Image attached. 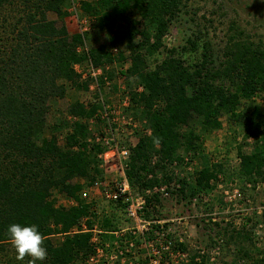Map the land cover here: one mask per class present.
I'll use <instances>...</instances> for the list:
<instances>
[{
	"label": "trees",
	"instance_id": "16d2710c",
	"mask_svg": "<svg viewBox=\"0 0 264 264\" xmlns=\"http://www.w3.org/2000/svg\"><path fill=\"white\" fill-rule=\"evenodd\" d=\"M188 0H95L82 1L80 11L89 30L107 36V46L86 51L87 32L70 35L65 25L71 0H0V14L21 6L7 31L0 38V264H30V257L16 259L7 236L13 223L36 225L44 236L47 258L36 264H80L94 253L93 231L102 242L139 241L120 219L123 207L100 218L98 210L80 199L82 185L102 178L98 156L104 148L87 142L86 122L99 113V104H70V123L60 121L53 130L65 129L64 145L56 136H45V116L50 101L63 98L66 84L88 90L90 81L80 82L75 64L89 61L94 68L122 63L132 119L143 121L142 132L135 131L137 142L129 148L125 175L136 192L169 181L163 165L181 163L179 151L203 152L199 133L187 128L195 122L200 131L221 128L220 118L244 130L243 140H252V150L244 154L239 147L237 176L253 188L264 182V46L253 41L237 27H229L219 55L210 43L195 36L179 50H166V56L150 65L159 51L165 50L164 38ZM53 15L56 20L49 19ZM229 32V33H230ZM3 34V33H2ZM124 42V50H112ZM127 55V56H125ZM190 56V60L184 56ZM155 60V59H154ZM108 80L113 74L109 73ZM103 83V76L99 79ZM262 99L263 104L255 102ZM100 121V119H97ZM105 123L103 120L101 121ZM52 130V131H53ZM157 162L151 166V159ZM163 164V165H162ZM163 175L159 180L157 171ZM222 166L205 160L194 173L192 182L179 180L178 194L193 198L214 189ZM53 193L76 202L73 207L55 205ZM157 196L153 197L157 201ZM145 217L150 220L147 208ZM86 219V230L81 220ZM96 225V226H95ZM76 228L75 231L73 229ZM152 231L164 229L153 224ZM121 230V231H120ZM120 231L121 237L113 236ZM148 239L154 236L146 235ZM251 247L248 233L231 232L225 244L237 245L234 264H264V248ZM179 249L183 246L178 244ZM257 252V257L253 252ZM142 261L141 263H143ZM81 263V264H82ZM190 264H204L203 261Z\"/></svg>",
	"mask_w": 264,
	"mask_h": 264
},
{
	"label": "rangeland",
	"instance_id": "374dc122",
	"mask_svg": "<svg viewBox=\"0 0 264 264\" xmlns=\"http://www.w3.org/2000/svg\"><path fill=\"white\" fill-rule=\"evenodd\" d=\"M82 1L93 2L95 0H71L68 16L65 19L68 33L73 35L87 32L86 48L83 49L85 51L99 45L107 46L108 38L104 33L89 30L87 18L80 11ZM20 7L15 5L0 14V38L7 31L6 24L11 22L10 17L15 16L21 9ZM48 18L56 20L53 15H49ZM231 25L242 30L253 41L262 42L264 46V0H188L186 7L181 10L164 38L165 50L159 51L150 59V65L153 66L156 60L164 59L166 50L171 48L179 50L186 45L187 39L195 36L200 38L199 44H202L203 41L210 43L214 54L219 55L227 36L231 34L229 30ZM118 49L124 50V42L120 43L115 50L113 49L112 54L115 55ZM184 58L187 62L190 60L188 55ZM89 64V61H85L73 66L74 71L81 76L80 82L90 81L88 90H78L66 84L67 90L64 97L49 102L50 107L45 116L44 134L46 137H51L54 134L59 147L64 145V135L69 129L62 132L60 129L55 131L53 125L60 121L70 124L74 121L66 113L68 106L74 102H79L85 107H88L89 104H99L100 106L97 111L99 113H96L90 120L83 121L87 123L90 131L87 140L90 144L94 142L95 135L100 136L108 133L106 125L101 122L103 119L100 117L104 108L107 112L119 110L129 117H132L131 114L134 113L123 106L124 101L128 106L129 100L126 84L119 74L120 70H125L129 66V62L126 60L122 63L114 62L99 67L101 75L97 78L103 76L102 84L98 79L95 83L89 70ZM109 73L113 74L111 80L107 79ZM255 102L263 104L262 99L257 98ZM135 120L134 122L138 126L135 131L142 132L143 121ZM220 122L222 126L216 131H200L195 122H191L187 128L183 129L186 131L188 128H192L195 133H199L203 152L179 151L182 158L181 163L162 164L166 167L164 174L169 178V181L154 187L157 190L165 189L166 196L159 192L155 193L153 187L137 192L143 196L145 201L147 199L152 201L147 208L150 220L162 222L175 251L179 250L185 255L184 259L178 256L166 257L162 264H190L191 261L196 263L203 261L204 264H234L232 262L236 260L238 246L225 244L231 232H246L249 234L254 248L258 250L264 248V182H259L253 188L237 176L239 168L237 149L240 147L242 153L248 154L252 150V140L244 141V130L240 126L233 125L227 116L221 117ZM135 131L126 128L122 133H115V136L120 144L132 148L138 139L134 135ZM157 159L156 156L152 157L151 166L156 164ZM205 160L221 165L223 174H218L211 193L190 198L186 192L185 199H183L178 194L179 180L184 179L186 182H192L194 173L200 169ZM156 174L160 180L163 174L159 170ZM73 182H78L83 186L79 194L88 185V180L85 178L74 179ZM79 196L85 203L92 204V208H96L97 211L103 210V212H99L100 218L104 214L109 215L111 212L119 211L117 205L109 203L97 195L93 194L90 199H82L81 195ZM154 196H157V201L153 200ZM53 198L58 207L70 208L76 204L75 201L66 199L57 193H53ZM85 220H81L80 226L82 230L87 231ZM120 222L123 228L129 227L124 213L121 215ZM75 230L76 228L73 229V231ZM120 231L114 233L113 236L117 239L121 237ZM92 234L98 238V242L96 244L92 242L95 246L94 253L83 263L81 262L82 264H135L143 261V249L126 253L123 251L124 247H120L117 242L114 243L119 248L114 243L104 240L101 242L95 231ZM178 244L183 247L179 249ZM99 246H106V248L103 257L98 259L95 256ZM242 246L246 249L253 248L248 242ZM252 252L253 256L257 257V252Z\"/></svg>",
	"mask_w": 264,
	"mask_h": 264
},
{
	"label": "built area",
	"instance_id": "2783aa9c",
	"mask_svg": "<svg viewBox=\"0 0 264 264\" xmlns=\"http://www.w3.org/2000/svg\"><path fill=\"white\" fill-rule=\"evenodd\" d=\"M89 70L96 83L97 77L101 75V69L94 68L90 63ZM123 106L127 107L126 101L123 102ZM103 111L100 117L105 122L108 133L100 136L95 135L94 137V143L104 148V151L98 156L101 162L99 168L102 171V178L88 183L87 188L83 189L80 194L82 199H90L94 194L109 203L117 206L120 204L123 207L125 218L129 224L128 230L137 238L140 244L139 247H136L135 241L128 240L123 251L130 253L136 249L144 250V262L135 264H162L166 257L178 256L184 259L185 255L173 248L166 230L160 228L159 231H152L153 224L162 225V222L152 221L145 217L146 201L143 196L132 189L125 175V168L130 156L129 146L120 144L115 133H122L126 128L135 131L138 129L136 122L119 110L107 112L104 108ZM153 189L155 193L159 192L164 196L167 195L166 190L163 188L157 190L156 187H153ZM149 233L153 234L152 239L146 237ZM91 241L96 244L98 238L93 235ZM114 245L117 244L114 243ZM106 246H99L96 249L95 257L98 259L103 257ZM116 247L119 248L118 245ZM119 253L121 254V252Z\"/></svg>",
	"mask_w": 264,
	"mask_h": 264
},
{
	"label": "clouds",
	"instance_id": "9594fccd",
	"mask_svg": "<svg viewBox=\"0 0 264 264\" xmlns=\"http://www.w3.org/2000/svg\"><path fill=\"white\" fill-rule=\"evenodd\" d=\"M7 236L17 260H23L27 256L31 258L30 264H36L47 258V250L43 246L45 238L36 225L21 226L13 223L7 228Z\"/></svg>",
	"mask_w": 264,
	"mask_h": 264
}]
</instances>
